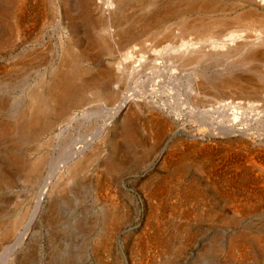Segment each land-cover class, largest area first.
Instances as JSON below:
<instances>
[{"label": "rangeland", "instance_id": "1", "mask_svg": "<svg viewBox=\"0 0 264 264\" xmlns=\"http://www.w3.org/2000/svg\"><path fill=\"white\" fill-rule=\"evenodd\" d=\"M79 1L27 0V8L20 17L22 32L18 35L13 31L19 17L18 13L13 15L16 3L0 0V42L4 41L0 44V228L8 230L7 236L0 235V264L5 258L7 264H264L262 184L248 181V185L242 186L231 179L226 181L234 174L241 176V181L252 176L253 167L245 155L253 157L256 153L235 145L229 149V143L235 144L239 137L226 138L216 128L228 126L231 120L211 114L220 103L232 102L233 108L240 100L263 104L264 78L257 77L258 92L252 97L233 95L221 88L219 80L228 78L225 72L231 66L230 54L191 65L160 56L159 61L166 62V66L160 64L154 70L146 69L128 77L116 69L115 63L142 40L150 47L159 40L163 46H175L195 40L196 33H185L182 19L172 16L150 34L144 33L132 43L115 48L114 53L112 49L105 53L91 37L96 35V40L107 41L110 37L99 34L84 19ZM168 1L157 0L153 7H142L130 0L120 32L127 35L141 31L145 20L157 15ZM97 2V6L104 5L101 0ZM198 15L194 12L187 18L192 20ZM215 17L218 20L226 16L212 14L210 20L216 21ZM216 29L214 40L247 34L236 23ZM71 41L88 48L90 60L84 66L91 67V73L85 75L86 81L99 74L100 69L113 72L115 77L102 80L101 90L88 92L82 106L70 109L69 119L52 114L56 123L49 124L43 132L35 135L33 127L32 133L22 132L19 126L27 124L25 117L31 111L30 93L45 76L50 79V73L60 63L62 50ZM191 70L197 71L195 79L203 81L200 88L188 84V88L182 87V78ZM161 83H165L166 90H150L158 84L161 88ZM183 99L189 100L188 109L182 106ZM168 101L172 106L163 108ZM120 108L123 112L116 114ZM241 112H247L243 116L248 114V110ZM157 115L161 122L165 121L160 132L158 125L152 123ZM125 116L132 121L137 143L126 137ZM202 116L204 122H209L208 131L201 129ZM12 124L13 128L5 129ZM259 141L253 143L255 149L264 147V142ZM178 143L199 144L201 152H189ZM85 147L86 153L91 154L90 165L84 166V171L70 172V158ZM182 152H189L188 156L200 159L199 162L205 158L202 171L187 160L182 166H172ZM42 155L43 160L38 163ZM179 168H183L181 181L185 182L177 183L180 188L170 181L164 183L166 199L154 198L152 183L171 180ZM211 168L215 169L212 180L220 181L216 188L209 183L207 174ZM192 180L199 183L202 201L190 202L180 196L181 189ZM232 193L240 199L241 206L235 205L237 210L225 198ZM178 196L182 198L177 199ZM249 196L252 200L247 202ZM21 239L24 241L20 242ZM159 240L163 242L160 244ZM244 244L250 250L247 247L242 251Z\"/></svg>", "mask_w": 264, "mask_h": 264}, {"label": "bare ground", "instance_id": "2", "mask_svg": "<svg viewBox=\"0 0 264 264\" xmlns=\"http://www.w3.org/2000/svg\"><path fill=\"white\" fill-rule=\"evenodd\" d=\"M26 1L27 0H13V2L16 3V7L14 9L13 15H16L18 13V16H19L17 18L15 29L13 31L18 33V35L21 34V32H22L21 31L22 25H21V18L20 17L23 16L24 11L27 8L25 6ZM102 1L104 2L103 6H101L100 4L97 6L96 5V3H98L97 0H80L79 2L81 5V13H82V16L84 17V19L89 24H91V26H93L94 29L97 28L98 29L97 32H99V34L103 32V33L107 34L108 37H110V41H107L108 39L107 40H102V39L96 40V38H94L96 35L94 37H91L92 38L91 40L93 41V43L96 46H98L100 48V50H103L105 53L106 52L108 53V50H111V49H112L111 50V53H112L115 48L119 49V47L124 46L126 43H130V42L132 43V41H135L141 35L143 36L144 33L150 34V32H152L155 27L161 26L163 23L168 21L172 16L180 17L182 19L183 26L181 28L183 30V27H184L185 33H188V34L189 33L191 34L193 32L196 33L195 34L196 35L195 40L187 41L185 39L186 41H183V42L180 41L181 43L178 42L179 44H176L175 46H172L173 43L171 45H167V44L165 45L164 44V46H163L161 44L162 41L159 42L160 40L158 39L159 41H157V42L154 41L153 42L154 45L152 47H150V46L146 45V41L142 40L141 42H139L138 46L132 47L133 49L131 48L132 51H129L126 54H122L121 59L115 63L116 69L121 70L128 77L133 76L136 73H139L141 71H144V70L146 71V69L154 70L155 67L160 65V64H162V65L164 64L166 66V64H167L166 62L161 63V61H159L160 56L166 57L167 59H172V60L174 59L175 61L176 60L183 61L186 65H191V64H197V63H200V62L212 59V58H217L218 56L230 54L229 59L230 60L232 59L230 61L231 66L229 68H227V70L225 72L227 74L228 78H226L223 81L219 80L220 81V83H219L220 87L229 91L230 94H233V95L238 94V96L247 95L249 97H252V95L255 96L256 93L258 92V89L256 90V82L255 81L258 80L257 77L262 78V79L264 78V10H263L264 9V0H169V1L167 0L168 3L165 4L166 6H163L164 8L161 9L159 7L161 9L159 11H158L159 8L157 9V11L159 13H156V11H155V13L157 15H155V13H154L155 16L153 14L151 15V17L154 16L153 18L149 19V17H150L149 16L147 18V20H145L146 23H145V25L143 24L145 27H142L141 31H138L139 30L138 29L137 30L138 32L136 31V32L129 34L128 33L129 30H128L126 32V34L128 33L127 35H123L120 32V29L122 26V22L124 21V18H125L124 14H126L127 9H129L127 6H128V4H131L130 0H101L100 3H103ZM156 2H157V0H135V3H137V5L138 4L141 5L142 7H151V6L153 7L159 1L157 3ZM136 8H138V7H136ZM260 8H262V9L260 10ZM5 10L7 12V9H5ZM8 10H9L8 13H10V9H8ZM95 12H96V14H95ZM194 12H197L199 14L195 19L190 20L189 18H187V16L193 14ZM212 14H214V15H225L226 17H223L222 19H218V20H216V17H215L213 20H216V21H211L210 17H212ZM97 15L99 18L96 17ZM47 17H48V15H47ZM129 19L131 20V16H129ZM229 20H231V21L228 22ZM228 23H231V24L236 23L238 26H242L244 28V32H247V34H245L241 37L239 36V38H236V37L233 38L232 37L233 35L231 34L232 35L231 38H229V36H228V38L226 37V38H224V40H214L213 36H215L216 33H215V31L213 32V29L217 30L216 29L217 27H221L223 25H228V26L231 25ZM136 24H137V22L135 23V25ZM125 27H127V26L125 25ZM130 31H131V29H130ZM220 31H221V29H220ZM224 32H226V31H224ZM213 33L215 35H213ZM155 35L157 36V34H155ZM237 35H239V34H237ZM224 36H225V34H224ZM186 37H188V35ZM217 37H219V36H217ZM101 38H103V37H101ZM151 38L153 39L152 36H151ZM212 38H213V40H212ZM222 38H223V36H222ZM70 39H71V37H70ZM104 39H106V38H104ZM3 43H4V41L0 42V44H3ZM149 43H152V42L149 41ZM125 48H126V46H125ZM62 51H63L62 56L60 57L61 60L59 61L60 63L50 73V79H48L47 76H45L43 78V80L40 82V86L35 87L33 89L32 93H30L31 111L25 117L27 119V121L25 120V122L27 124L25 125V124L20 123L21 126H19L20 129L22 130V132H24V133H27V132L32 133V130L30 129L32 127L36 128L35 132L33 133L35 135H38L39 132L40 133L43 132L45 130L44 128L47 127L49 124L52 125V124L56 123V120L51 119L52 114L54 117L60 118L62 120L63 119H65V120L69 119L70 118V116H69L70 112L69 111H71L70 109L73 107L79 106V105L82 106L81 104H83V102L86 100L88 92H91V91L96 92V90H101L100 84H101L102 80H105L107 78L110 79L111 77H115L113 72L108 71L106 69H100L99 74H97L93 78L90 77V79L88 81H86L85 75L91 73L90 72L91 67L84 66V62L85 61L87 62L90 60L88 48L87 47H80V45H76L73 41H71L69 43V45L66 48H64V50H62ZM151 57H154V58H151ZM175 61H173V62L175 63ZM230 62L228 64H230ZM169 66H171V65H169ZM158 73H160V72L158 71L157 74ZM115 74H116V72H115ZM150 74H152V73H150ZM196 74H197L196 70H191L190 72L185 74L184 77L182 78L183 82H181L182 87H185V85L188 84L190 86L194 85V86L200 88L203 85L202 84L203 81H201L199 79H195L197 77ZM153 75H152V77H155V75L154 76ZM179 77L181 78V76H179ZM158 78H159V76H158ZM174 79H176V78H174ZM110 80H112V79H110ZM113 81H114V79H113ZM164 84L165 83H163V84L161 83V86H162L161 88H158V85L152 86L150 88V90H166L167 86L164 87ZM188 85L186 86L187 88H188ZM138 87H140V86L138 85ZM231 92H233V93H231ZM261 93H262V91H261ZM186 94H185V96H186ZM193 94H195V93H193ZM183 95H184V93H183ZM191 95H192V93H191ZM238 96H236V97H238ZM109 98H111V97H109ZM182 101H183L182 106L183 107L186 106V108H187V106L190 104L189 100L183 99ZM192 101H193V99H192ZM152 103H149V104H152ZM256 103L257 102H254V101L246 103L245 101L240 100V101L235 103L236 107H234V108L232 106V105H234V103H232V102H227L225 105H221L222 103H220V104H218L219 106L217 108L212 110L213 112H211V114L212 115L217 114V115H220L222 118L225 117V119L228 118L229 120H231V123H229L228 126L222 125L221 126L222 128H219V129L216 128L217 130H222L221 134L226 136V138L232 139V136H235V137L238 136L239 137L238 140L235 141V144H233V141L229 143L230 144L229 149L230 148L232 149L231 146L235 145V147H238V148L249 149V150L251 149L250 150L251 152L256 153L255 155H252L253 153L251 154L253 157H250L249 154L245 155V157L247 158V160H246V158H245V160L247 162H250V166L253 167L251 169L252 176L248 175V178L244 177L245 179L242 178L243 180L241 181V180H239L241 176L239 177V175L234 174V175H231L230 177H226L227 178L226 181L231 179L229 181H231L232 183H235V184L238 183L239 184V182H240V184H242V186H244V184H247L248 181H249V183L252 182V184H253V181H255V182L257 181L256 183L259 182L260 184H262V189L264 190V147H262L260 149L259 148L255 149V146L253 145V143H256V141L258 142L259 140L264 142V103L262 102L263 104H259L261 107L258 105V103L257 104ZM160 104H158V105H160ZM167 105H169V101L167 104H163L162 107L167 108L168 107ZM170 105L172 106V103ZM126 106L127 105H125V108L128 107V106L127 107ZM144 106H146V105H144ZM50 107H52V109ZM151 107H152V105H151ZM144 109H146V108H144ZM241 109L242 110L243 109L248 110V114L243 116L242 113L245 114L247 112H241ZM28 112H29V110H28ZM122 112H123V109L120 108L116 114H119V113L121 114ZM217 112H219V113H217ZM251 112H255V113H251ZM261 112L263 114H261ZM163 113H160V114L163 115ZM152 116H153V114H152ZM114 117H115V114H114ZM126 117L127 116H125V124H126V132L125 133H126V137H129L130 142L132 143V142H135L134 140L136 138L135 137L136 133L132 129L133 124H132L131 119L130 118L127 119L128 117L127 118ZM214 117L215 116H213V118ZM200 120H202V122H203V123H201L202 124L201 126L203 127L201 129H203L204 131H206V130L208 131L209 127L207 128V126H208L209 122L208 123L204 122L203 116L201 117ZM112 121L113 120H111V122ZM164 122L160 121L159 116L155 117L152 120V123H156V125H158V126H156V127H158L157 128L158 132H160L164 128ZM213 122H212V125H213ZM57 123H59V122H57ZM210 123H211V121H210ZM214 124H215V122H214ZM10 127L13 128L14 125L13 124L10 126L6 125L5 129L8 130ZM144 127H146V126H144ZM212 129H215V128L212 127ZM212 131H210L209 132L210 134H207V135L208 136L211 135ZM202 135L205 136L204 134H202ZM213 135H215V134L213 133ZM250 141H252V144L250 143ZM135 143H137V142H135ZM178 145H180V147L182 149L185 146L184 149L187 148V150L189 152H192V153L195 151L201 152L200 151L201 148L198 147L199 144L196 145L194 143H191L190 145H183L181 143H178ZM92 147H91V149H92ZM86 149H87V147L80 149V151L78 153H75L72 155V158H70L71 163H69V165H68L70 172H75L77 170L78 171H84V166L87 167L88 164L90 165L91 154L86 153V151H85ZM189 152H187V153H189ZM196 152H195V154H196ZM187 153L182 152L181 155L178 156V159H176V162L174 161V163H172V166H173V164H175L174 166H182L183 161L187 160V162L190 161V164H192L193 167L195 166L196 169L197 168L200 169L201 164L203 163V160H205V158H202L201 161L199 162L200 159H196V160L193 159L192 160V158H190V156H188ZM202 153H199V154H202ZM228 155H230V154H228ZM43 157H44V155H42L41 156L42 159L39 158L40 160L37 162L38 163L41 162L43 160ZM196 157H197V155H196ZM258 157H260V158H258ZM37 162L34 161V164H36ZM206 162H207V159H206ZM31 164L33 165V163H31ZM167 164L168 165L170 164L169 161ZM238 164H241V163H238ZM203 166H205V165H203ZM33 167H34V165H33ZM182 171H183V168L177 169L175 174L172 175L173 177H171V180L164 181L165 180L164 179L163 181H160V179H159L158 182L152 183L151 188L153 190H152L151 194L154 196V198L160 197L161 200L166 199V195L163 192L166 189L164 187V183L166 184L169 181L171 183H176V184L179 182L184 183L185 181L184 182H182L183 180L181 181V179L183 178V172H184V171L183 172ZM213 171H215V169L213 170V168H211L209 170V174H207V175L210 178L209 183H211L216 188V186L220 183V181L215 180L217 182L215 184V181L212 180L211 175L213 174L212 173ZM202 174H204V173H202ZM223 176H225V175H223ZM237 176L239 177L238 179H237ZM222 177H221V180H223ZM176 184H174V186ZM198 185H199V183L197 181H195V180L190 181L189 183L186 184V186L184 188L181 189V191H180L181 195L180 196H182V197L184 196L186 201H190V202L192 200L196 201V200L203 199V195L201 194L200 188H199L200 186H198ZM256 185H258V184H256ZM177 186H178V184H177ZM178 187L180 188V186H178ZM219 188H217V189H219ZM252 190L253 189H251V191ZM226 197H228V199L234 204L233 205L234 209H236L237 206L239 207V205L241 206L240 199H239V197H237L236 194L232 193L229 196H225V198ZM181 198H179V196H178L177 199H181ZM250 200H252L250 198V196H249V198H246L247 202ZM235 205H237V206H235ZM250 205H251V203H250ZM207 212H209V211H207ZM116 222H117V220H116ZM7 234H8L7 229L0 228V235L7 236ZM260 236H262V235H260ZM153 237H154V235H153ZM22 241H24V240L21 239L20 242H22ZM162 242L163 241H160L159 243L161 244ZM159 243H158V245H159ZM164 243H165V241H164ZM239 243H241V242H239ZM233 245H235V244H233ZM241 245H243V243H241ZM262 245H264V244H262ZM235 247L238 248L239 246L235 245ZM247 247L248 246L244 244L242 251L247 250L249 248V247L248 248ZM156 248H158V247H156ZM249 250H250V248H249ZM5 260H6V258L3 260L2 264H7L6 263L7 261H5ZM150 264H152V263H150Z\"/></svg>", "mask_w": 264, "mask_h": 264}]
</instances>
